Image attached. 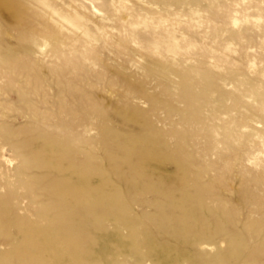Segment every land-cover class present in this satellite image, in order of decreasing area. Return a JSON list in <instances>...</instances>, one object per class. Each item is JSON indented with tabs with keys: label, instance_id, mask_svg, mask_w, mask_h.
Segmentation results:
<instances>
[{
	"label": "rangeland",
	"instance_id": "rangeland-1",
	"mask_svg": "<svg viewBox=\"0 0 264 264\" xmlns=\"http://www.w3.org/2000/svg\"><path fill=\"white\" fill-rule=\"evenodd\" d=\"M58 263L264 264V0H0V264Z\"/></svg>",
	"mask_w": 264,
	"mask_h": 264
},
{
	"label": "bare ground",
	"instance_id": "bare-ground-1",
	"mask_svg": "<svg viewBox=\"0 0 264 264\" xmlns=\"http://www.w3.org/2000/svg\"><path fill=\"white\" fill-rule=\"evenodd\" d=\"M41 241H42L41 244L45 245V244H44V243H45L44 240H41ZM43 248H44L45 252H47V246H46V247L44 246ZM41 249H42V248H41ZM44 259H45V258H44ZM58 264H59V263H58Z\"/></svg>",
	"mask_w": 264,
	"mask_h": 264
}]
</instances>
